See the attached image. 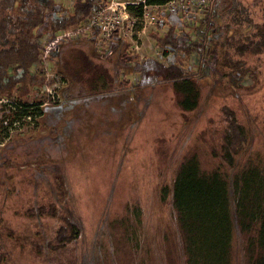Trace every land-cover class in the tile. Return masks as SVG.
Masks as SVG:
<instances>
[{
    "label": "rangeland",
    "instance_id": "1",
    "mask_svg": "<svg viewBox=\"0 0 264 264\" xmlns=\"http://www.w3.org/2000/svg\"><path fill=\"white\" fill-rule=\"evenodd\" d=\"M56 1L68 6L72 0ZM241 1L255 20H264V0ZM18 3L0 0V12L9 14ZM107 3L95 0L77 33L69 28L42 38L41 67L33 71L43 80L36 90L43 96L46 87L54 88L56 104L9 139L2 136L11 118L0 126V264H185L170 195L162 196L181 160L195 154L207 169L219 164L212 150L219 142L224 106L235 111L248 132L247 147L237 160L257 153L264 157V52L243 58L250 74L235 73L237 87L204 47L218 32H206L202 47L190 26L194 19L164 8L156 22L137 32L122 24L124 34L116 35L108 53L96 28L81 29ZM169 23L179 42L197 41L199 50L188 57L178 50L163 54L169 49L155 35L167 33ZM92 31L97 32L94 42L76 36ZM63 52V60L68 58L78 72L89 68L110 77L94 85L70 77ZM152 57L189 71L202 61L194 109L181 110L165 81L140 84L135 63ZM0 98L18 99L15 94ZM34 98L27 100L39 99ZM50 208L55 213L46 211ZM64 216L77 224L78 233L64 247L49 250L48 241ZM240 239L236 234L233 264H246ZM136 240L141 249L132 246Z\"/></svg>",
    "mask_w": 264,
    "mask_h": 264
},
{
    "label": "trees",
    "instance_id": "2",
    "mask_svg": "<svg viewBox=\"0 0 264 264\" xmlns=\"http://www.w3.org/2000/svg\"><path fill=\"white\" fill-rule=\"evenodd\" d=\"M220 1L211 0L209 9L197 13L190 26L198 34L199 42L206 38V32H218L204 47L207 54L215 57L223 74L239 87L234 74L246 75L250 71L243 66V58L264 52V20H255L241 0ZM94 2L72 0L66 6L56 0H19L9 14L0 12V94H15L23 102L29 95L41 99L43 96L36 87L42 84L43 78L33 69L41 67L42 38L83 24ZM169 24L167 33L155 35L160 45L169 49H164L163 54L178 50L188 57L199 50L197 41L187 38L186 44L179 42ZM83 35L94 42L97 32L76 34L77 37ZM127 53L121 56L126 57ZM64 55L65 52L61 54L62 60ZM153 57L135 63L141 75L140 84L165 81L171 85L181 110L194 109L200 98L198 76L203 73L202 61L194 62L197 69L189 71L173 61L165 65L159 57ZM68 60L62 61L64 71L79 81L94 85L99 78L110 77L104 71L89 68L78 72ZM223 109L219 142L212 150L213 155L219 156V164L207 169L195 154L183 158L174 172L171 186H163L162 196L170 195L185 264H233L236 234L242 237L239 247L245 263L264 264V157L257 153L243 162L237 160L247 147L248 132L233 109L227 106ZM0 111L2 126L10 115L1 105ZM49 210L54 211L46 209ZM61 219L54 239L48 241L49 250L64 247L78 233L77 224L68 216ZM132 246L134 249L142 247L137 240Z\"/></svg>",
    "mask_w": 264,
    "mask_h": 264
},
{
    "label": "built area",
    "instance_id": "3",
    "mask_svg": "<svg viewBox=\"0 0 264 264\" xmlns=\"http://www.w3.org/2000/svg\"><path fill=\"white\" fill-rule=\"evenodd\" d=\"M211 0H116V5L111 4L114 0L102 8V13L92 12L91 19L81 29L90 31L96 28L100 32L102 45L111 51L112 44H116V35H123L122 24L129 23L132 28L135 26L136 32L145 27L146 23L156 22L157 13L164 8L177 10L182 19H195L197 13L207 11L208 3ZM125 21V23H124ZM78 31L75 29L74 33ZM138 42V41H137ZM62 82L61 78L56 79ZM54 89V88H53ZM46 87V94L38 100H27L25 102L16 98H0V105L10 112V122L4 130L3 139H9L16 132L23 128L24 125L33 126L42 113V110L51 105H55L58 94L56 90ZM58 103V102H57ZM24 130V129H23ZM22 130V131H23ZM20 131V132H22ZM19 132V133H20Z\"/></svg>",
    "mask_w": 264,
    "mask_h": 264
},
{
    "label": "crops",
    "instance_id": "4",
    "mask_svg": "<svg viewBox=\"0 0 264 264\" xmlns=\"http://www.w3.org/2000/svg\"><path fill=\"white\" fill-rule=\"evenodd\" d=\"M52 108V107H51Z\"/></svg>",
    "mask_w": 264,
    "mask_h": 264
}]
</instances>
